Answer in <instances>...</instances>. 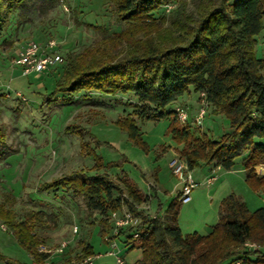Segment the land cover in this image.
<instances>
[{
	"label": "trees",
	"instance_id": "16d2710c",
	"mask_svg": "<svg viewBox=\"0 0 264 264\" xmlns=\"http://www.w3.org/2000/svg\"><path fill=\"white\" fill-rule=\"evenodd\" d=\"M27 1L46 9L55 8L61 0H0V46L10 43L2 37L11 24V15ZM110 1L116 5L118 19L127 26L80 52L67 54V62L51 69L62 67L63 71L54 90L44 96L45 101L81 91L132 92L135 102L129 104L133 111L119 120L132 142L147 148L137 118L171 117L168 132L182 144L180 152L189 170L213 162L230 170L242 156L250 187L256 191L264 188V176L254 170L264 163V59L256 51V36L263 29L264 0H191L192 9L187 0ZM170 3L178 5L166 15L154 14ZM165 21L170 23L163 28ZM81 24L108 29L86 21ZM190 92L198 94L197 100L205 92L207 107L210 105L214 114H223L230 130L212 138L193 123L189 103L167 108ZM178 106L189 112L188 121L182 125L176 113ZM8 147L6 132L0 126V163L7 158ZM96 169L97 173L77 169L55 176L43 181L38 191L67 190L82 197L90 212L102 216V234L108 230L106 219L111 213L127 206L139 222L128 226L126 233L123 229L119 240L127 250L141 248L142 264H264L263 252L245 246L248 241L264 244V207L251 210L236 194H229L222 199L219 219L207 234H185L177 221V201L167 210L169 221L166 215L149 216L138 209L147 196L137 185L128 179L121 184L107 171L101 172L100 162ZM7 201L16 199L6 195L0 202V220L26 252L35 251L42 243L36 227L44 222L46 213L29 211L18 220ZM134 232L139 233L136 239ZM84 252L93 253L92 245Z\"/></svg>",
	"mask_w": 264,
	"mask_h": 264
},
{
	"label": "rangeland",
	"instance_id": "374dc122",
	"mask_svg": "<svg viewBox=\"0 0 264 264\" xmlns=\"http://www.w3.org/2000/svg\"><path fill=\"white\" fill-rule=\"evenodd\" d=\"M187 1L188 8L192 9L191 0ZM154 14L157 17L168 14L166 5ZM83 21L108 29H93L81 24ZM169 23L165 21L163 28ZM127 24L118 19L116 5L110 0H61L55 8L46 9L27 1L24 8L11 15V24L2 37L10 40L9 44L0 46V126L6 132L9 147L7 158L0 163V202L5 201L6 195L13 196L16 201L6 203L16 212L18 220H23L29 211L44 210L45 220L36 227L42 244L55 249L63 240H70L58 264H75L93 253L100 254L94 264H116L115 256L108 254L111 245L105 241V237L112 234L111 218L106 219L108 230L102 234V216L90 212L82 197L67 190L38 191L43 181L73 170L97 173V162L101 164V172L107 171L121 184L125 179L131 180L146 193L143 194L147 199L138 209L149 216L166 215L169 221L167 210L173 201H177V221L185 234H207L210 225L219 219L222 199L229 194H236L251 210L264 207V188L257 191L251 188L246 177L235 167L209 175L210 168L206 164L191 170L198 185L192 191L191 200L182 203L177 198L182 183L172 172L170 161L176 153L184 157L168 132L171 117L137 118L147 144L144 149L132 142L119 125V120L133 111L129 104L135 102L132 92L81 91L71 96L58 94L56 99L45 101L44 96L54 90L62 67L22 75L15 62L31 40L43 45L52 39L56 40L57 49L67 62V54L80 52ZM256 38L257 54L264 59V18L263 29ZM188 96L197 99L198 94L190 92ZM197 101L200 104L198 114L204 104L200 99ZM184 103L189 102L180 98L167 108L173 109ZM204 107L207 112L201 127L210 137L219 138L230 130L229 120L223 114L212 113L210 105ZM242 158L237 157L235 164L239 165ZM260 165L264 163L256 166ZM208 175H216L211 185L205 183ZM124 211H129L127 206L121 210ZM75 226L77 232H74ZM124 229L123 233L128 232ZM251 243H254L253 251L264 253V244L260 241ZM89 244L93 253L85 254L84 249ZM126 248V244L118 240L115 251L132 264H142L141 248ZM54 257L58 255L54 254L52 259ZM4 259L32 264L28 252L9 230H0V263Z\"/></svg>",
	"mask_w": 264,
	"mask_h": 264
},
{
	"label": "built area",
	"instance_id": "2783aa9c",
	"mask_svg": "<svg viewBox=\"0 0 264 264\" xmlns=\"http://www.w3.org/2000/svg\"><path fill=\"white\" fill-rule=\"evenodd\" d=\"M174 5L166 4V10L169 11ZM16 64L21 66L22 73L27 75L31 72L41 73L45 70H50L58 64L64 62L63 55L57 49L56 40H48L45 44H39L36 40H31L24 48L23 52L20 54L19 58L15 60ZM202 103L207 105L205 101V92L201 93ZM24 99H26L24 97ZM200 108L197 116L193 123L202 126L203 119L206 115V107ZM176 113L178 119L181 123H186L189 119V112L184 106H178L176 108ZM170 168L172 172L177 176L179 181L182 183L181 193L179 199L182 203H187L191 200V194L193 189L198 185V182L194 180L191 170L188 169L186 161L179 156V154L170 161ZM255 172L258 174H264V165L255 166ZM216 176L211 175L207 179V183L211 184L215 181ZM113 222L112 234L111 236H106L105 241L111 245V250L108 251L109 255H114L116 258V264H132L127 261L124 257L120 256L115 248L118 247V238L122 233L124 228L131 225H136L139 222V218L135 216L134 212L131 210L124 211H113L110 215ZM0 230L8 231V225L0 220ZM77 226L74 227V232H77ZM139 236L138 232L133 233V238L136 239ZM70 240H63L58 247L51 249L45 244H38L35 251L29 252V256L32 259V264H58L53 259L54 254H62L66 248H68ZM248 248H255L254 243L250 241L245 243ZM120 252V251H119ZM43 254H48L43 257ZM100 257V254H90L83 257L78 263L75 264H94L95 260ZM0 264H14L11 259H4ZM74 264V263H67ZM239 264V262H238Z\"/></svg>",
	"mask_w": 264,
	"mask_h": 264
},
{
	"label": "crops",
	"instance_id": "0c3cea01",
	"mask_svg": "<svg viewBox=\"0 0 264 264\" xmlns=\"http://www.w3.org/2000/svg\"><path fill=\"white\" fill-rule=\"evenodd\" d=\"M19 72H20V74H22V75H24L23 73H22V69H21V66H19ZM188 98H186V96H184L183 97V100L184 101H187V102H189V104H190V106L192 107V114H191V117H192V120H194V118L196 117V115H197V110H198V106H199V104H198V101H197V99L196 98H193V97H189V96H187ZM186 99H189V100H186ZM175 146L179 149V150H181V148H182V145H180V144H175ZM177 155H178V153H176ZM207 166L210 168V173H209V175L211 174V172L213 173V172H216V171H218V170H221V169H223L222 167H220L219 165H217L215 162H213V163H210V164H207ZM237 166V167H236ZM235 167V168H234ZM234 169H236V170H238V171H240V173L244 176V177H246V172H247V170L244 168V166H243V163H242V161L240 162V164L239 165H234ZM233 168L232 169H230V170H233ZM230 170H226V171H230ZM209 175L206 177V181H205V183H207V179L209 178ZM216 176V175H215ZM211 184H213V183H211ZM211 184H208V185H211ZM140 189V188H139ZM141 190V189H140ZM142 191V190H141ZM143 192V191H142ZM144 193V192H143ZM144 194H146V193H144ZM215 223H213V224H211L210 225V229L209 230H211V227H212V225H214ZM54 259V261H56V262H60L61 260H62V258H61V256L60 255H58V257H54L53 258ZM12 260V259H11ZM14 261H17V260H14Z\"/></svg>",
	"mask_w": 264,
	"mask_h": 264
}]
</instances>
